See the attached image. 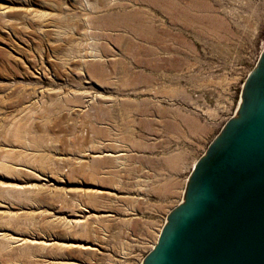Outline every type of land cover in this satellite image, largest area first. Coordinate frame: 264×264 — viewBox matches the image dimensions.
Returning a JSON list of instances; mask_svg holds the SVG:
<instances>
[{"label": "rangeland", "instance_id": "obj_1", "mask_svg": "<svg viewBox=\"0 0 264 264\" xmlns=\"http://www.w3.org/2000/svg\"><path fill=\"white\" fill-rule=\"evenodd\" d=\"M264 47V0H0V264H140Z\"/></svg>", "mask_w": 264, "mask_h": 264}, {"label": "water", "instance_id": "obj_2", "mask_svg": "<svg viewBox=\"0 0 264 264\" xmlns=\"http://www.w3.org/2000/svg\"><path fill=\"white\" fill-rule=\"evenodd\" d=\"M140 264H264V47Z\"/></svg>", "mask_w": 264, "mask_h": 264}, {"label": "bare ground", "instance_id": "obj_3", "mask_svg": "<svg viewBox=\"0 0 264 264\" xmlns=\"http://www.w3.org/2000/svg\"><path fill=\"white\" fill-rule=\"evenodd\" d=\"M195 161H196V159L191 163V165H190V170H191L192 166L194 165ZM158 233H159V231H158ZM158 233H157V236H158ZM157 236H156V238H157ZM155 241H156V239H155ZM154 243H155V242H154ZM152 247H153V245L151 246V248H152Z\"/></svg>", "mask_w": 264, "mask_h": 264}]
</instances>
